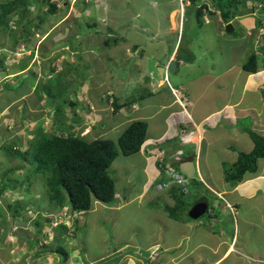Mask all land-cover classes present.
<instances>
[{
	"label": "rangeland",
	"instance_id": "374dc122",
	"mask_svg": "<svg viewBox=\"0 0 264 264\" xmlns=\"http://www.w3.org/2000/svg\"><path fill=\"white\" fill-rule=\"evenodd\" d=\"M223 1L220 0L218 3L217 0L218 6L223 4ZM31 2L28 14L24 17L21 13L15 17L11 16L9 22L11 28L0 33V65L1 61H5L7 69L4 71L0 68V149L6 142L14 145V150L25 153L32 147V142L35 141L38 133L59 134L60 132L55 130L60 119L76 136L86 138L88 141L96 139L117 141L130 123L126 119L131 120L134 117L145 119L144 121L149 125L150 138L157 139L165 130L172 129V138L157 142L154 144L155 148L165 150L173 146L183 153L195 156L199 171L195 181L189 180V187L194 197L185 198L184 217L187 218L201 195L209 200L211 207L198 220L186 219L188 223L201 224V227L195 230L194 238L204 237L209 241L207 232L221 231V224L215 223L213 217H210L212 211L216 212V217L221 219L220 222H224L225 232L233 234L235 216L226 212L228 203L220 198L215 189H219V186L224 184L225 170L237 161L239 154L250 153L254 149L253 139L247 133L251 126V131L264 134V126L258 128V125L264 124L262 121L264 113L256 114L259 117L256 125L253 114L239 116L237 126H228L224 122L225 133L217 131L216 135L209 136L210 141L202 142L199 138L198 144L193 142L183 144L176 135L180 130L178 131L177 126L169 127V123L163 119L167 111L160 109L161 105L171 100V96L165 93V88L158 87L159 92L153 97L150 93V89H153L149 85L150 79L146 81L145 77L154 70L155 79H158L160 74L158 68L154 67L155 62L158 60L164 62L175 42L177 46L180 45L178 44L180 25L187 21L181 46L188 52L187 55H191L194 59L183 69L181 76L170 75L171 83L178 85L183 82V88H180L184 89L185 96H190L189 105L198 101L194 100L196 96H200L201 99L213 96L216 84L219 85L225 80L231 81L237 74L239 66L248 60L246 55L252 52L254 39L258 38V41L262 42L259 43L261 49L264 43L260 31V28L264 30V0H237V3L235 0H227L225 12H231L233 31L226 29L227 24H224L218 15H214L213 21L209 23L202 21V24L195 22L194 13L187 18L188 11L194 12L201 4L193 3L184 13L181 0H78L76 2L52 0L61 8V11L54 14L49 12V5L41 7L35 0ZM208 9L216 12L210 6ZM217 11L222 12L220 7ZM38 15L47 16L41 27H37L40 24ZM29 18L33 20L29 23L30 34L28 37H22L20 27ZM162 26L167 30L170 26L171 31L176 30V33L171 32L172 35L169 33L167 42L165 39L167 32ZM148 27H152L154 31L152 36L150 34L153 31L148 30ZM158 28L156 36L155 31L157 32ZM141 39L149 44L143 45L144 54L140 51L141 46L137 49L138 52L133 49L142 44ZM158 39H162L160 43L162 45L158 44ZM190 42L193 45L191 51L187 47ZM155 44L159 48L150 46ZM23 48L26 50V55L22 53ZM13 51L21 55L17 56L12 53ZM263 53H259L260 68H264ZM112 63L115 64L113 73L112 69L110 70ZM54 65L58 70L53 73ZM25 66V72L21 75H13L9 72ZM232 66L234 69L230 70ZM59 72L64 73L60 75L63 79L57 77ZM16 75L18 76L15 77ZM195 78H198L196 81L203 86L213 79L216 80L206 91L199 88L194 96V92L187 91L186 88L190 80ZM260 78L264 80V75L256 77L255 84L259 86L253 87L258 92L262 85ZM58 83L72 85V91L70 93L62 90L56 95L60 99L75 101L78 105L70 107L69 103L64 104L62 100L57 107L59 113L51 114L54 109L45 105V101H48L45 93L47 90L44 91L43 88L45 86L57 91ZM168 89L171 92V88ZM262 90L263 92L260 93L249 92L250 95L245 98L244 106H252L258 111H264L261 101L264 99V89ZM23 96L25 98H22ZM130 98L140 101L137 112H133V103L126 104ZM18 99L20 101L16 102ZM114 99L117 100V105L120 103L127 105L126 114H122L124 111L118 114L114 112L112 108ZM154 101L156 104L152 107L151 102ZM12 102L14 103L11 104ZM189 105L187 110L191 111ZM91 106L95 108V114L87 110ZM213 110L207 108L208 112ZM192 111L195 119L198 120L196 111ZM246 112L247 110L240 113L246 114ZM185 116L188 119V116ZM191 129L194 133L198 131L194 127ZM87 132L90 134L87 135ZM159 156L160 160H163L166 154L161 152ZM175 156L176 154L173 157ZM177 157L182 156L177 155L172 163ZM205 159L208 170L203 165ZM23 163L27 169L22 167ZM144 164L139 154L124 156L120 153L110 168V174L116 183L117 197L121 200L115 205L94 202L91 210L74 216L67 212V208L57 207L55 205L57 201L50 199L44 175L30 172L31 166L29 168L28 163L15 156V153L9 154V151L0 150V186L9 184L4 194H0V264H65L67 261L62 263L61 255L51 252L58 247L72 251L71 254L74 256L69 257L71 261L69 264H75L79 249L85 257L87 254L91 257L104 255V259H107L113 257L111 255L121 247L127 246V252L130 251L129 249L137 250L139 253L147 252L149 256L152 249L148 251L147 247L156 243L158 239L162 242L167 236L174 235L177 240L183 233L184 220H174L167 215L164 204L174 207V201L168 199L165 191L157 189L159 184L168 183L171 176L177 174L174 171L176 165L173 166V170L168 169L169 165L166 163L154 162L152 167L155 171L158 170V175L155 181L151 182L149 174L143 170ZM260 165L261 163L259 168ZM205 171L213 174L214 179H210ZM235 196H230L229 199L232 201L236 199ZM65 198L67 203L66 194ZM14 204L21 205L19 207L21 213L17 218L13 217ZM47 216L53 218L52 224H45L44 220ZM252 216L256 223L252 230L258 232L254 235L255 238L252 233H247L249 239H253L250 242L254 251L257 254L261 252L264 254V240L261 239L264 232L262 220L264 213L256 214L252 211ZM74 219H77L75 225ZM38 220L42 222L41 230L37 224ZM62 222L69 229L61 235L57 226ZM184 229L188 230L186 227ZM31 240L37 242L33 247H29ZM232 249L234 251L233 247ZM158 257L159 255H156L154 264H158ZM259 257L264 259L263 255Z\"/></svg>",
	"mask_w": 264,
	"mask_h": 264
},
{
	"label": "crops",
	"instance_id": "0c3cea01",
	"mask_svg": "<svg viewBox=\"0 0 264 264\" xmlns=\"http://www.w3.org/2000/svg\"><path fill=\"white\" fill-rule=\"evenodd\" d=\"M169 33H170L169 31L166 33L167 39H169ZM157 34L158 33H156V36ZM161 41L162 39L158 41L159 45H162L160 44ZM175 44L173 45V50L169 53L167 59H165L164 62L159 61V60L156 61L154 67L158 68L160 65L167 66L170 63V61L173 59V54L175 52L174 51ZM153 47L159 48L157 44H155ZM182 60L184 61L185 64L181 63L182 65L178 66L177 72L173 74L174 76L176 75L181 76L183 69L189 64L188 62H186L185 58ZM229 69L232 70L234 69V67L232 66ZM262 75H264V68H260L257 74H248L245 71H243V68L240 65L237 74L231 81L225 80L222 83L220 82L219 85L216 84V88L213 90L214 91L213 96H207L206 98L202 97L204 99H201L200 96H196L194 100L196 101L198 100V101L197 102L195 101L196 103L192 105H189L190 96L184 95L185 94L184 89H182L183 82L178 83V85L173 84L171 83V77H169L170 84L175 89V93L177 94L180 93V94H178L176 98V96L171 94L168 88H165V93H168L171 96V100L164 103L160 107L161 110L167 111L163 119H165L166 122L169 123L170 128L175 127V126L178 127L177 129L178 131L179 130L180 131L176 135H178V137L181 139L183 144H188L191 142H193L194 144H198L199 138L202 140V142L210 141L209 136L216 135L217 131L218 133H225L224 126L226 125H224V122H226L228 126H232V127L233 125L237 126L238 124L237 120L239 116L243 117L245 115L253 114L254 124L256 125L258 123L257 120H259V117L257 115L259 114V112L264 113V111H258L252 106H244V105H245V98L248 97L247 95H250L249 92L251 93L258 92L253 87L259 86V85L256 86L255 79L256 77L258 78L262 77ZM151 76H155L154 70L152 72H149L148 76L145 77L146 81H148L149 80L148 78ZM197 79L195 78V79L190 80L186 88L187 91L191 90L192 92H194V96L197 94L196 91L199 88H202V90L206 91V89H209L208 87L212 86L211 83H215V80H216V79L215 80L213 79L208 84L203 86L198 81H196ZM263 81L264 80L260 78V83H262V85H260L261 89H263L264 87ZM150 82H149L150 83L149 85L151 88H153V89H150V93L152 94L153 97H155L154 94L159 92V90H157L158 87L160 89L164 88L163 81L160 79V76H159L158 79H156L155 81L150 79ZM154 88H156V90H154ZM232 90H234L233 93H232ZM260 92L261 91H259L258 93ZM22 98H25V96H23ZM183 100H185V103L181 102ZM18 101H20V99L16 100V102ZM261 101L263 105L262 107H264V99ZM13 103L14 102H12L11 104ZM155 104H156L155 101L151 102L152 107H154ZM188 105L191 106L192 110L196 111L195 113L198 118V120L195 119L192 110L191 111L187 110L188 115L191 117L190 118L191 121L194 122L193 126L191 124V121L189 119H186V116H185L186 113L183 111L185 106H187L188 108ZM126 107L127 105L123 107L122 109H120V111L116 112V114H118L119 112L122 113L123 111L124 112L122 114L123 115L124 113L126 114L125 112ZM209 107L211 108V110L213 109L214 110L211 112H208L207 108ZM112 108L114 109V107ZM132 109H133V112L138 111L139 101L133 102ZM87 110H89L90 113L93 114L95 108L91 106V108ZM246 110H247L246 114L240 113ZM123 117L125 118V116ZM137 120L144 121L145 119H140L139 117L138 118L134 117L131 120L126 119V121L130 123H132L133 121H137ZM113 121L114 120L112 119V123ZM262 121H264V119ZM234 122L235 124H232ZM263 126L264 124H262V126L258 125V128L263 127ZM192 127H194L198 131H195L194 133V130L191 129ZM250 129H252V126ZM171 131L172 129L165 130L162 133L161 137L157 139L150 138L149 137V125H148L146 141L142 146L141 152L137 153L142 157V159L145 162L143 166V170L146 174L147 173L149 174L151 182L155 181L158 175V170L155 171L152 165L154 164V162H157V161L160 162L159 155L161 152H164V155L171 153V151H174V154L176 155L182 154L181 150L175 149L173 146L171 147V149H165V150H163L162 148L160 149L155 148L156 146L154 144H156L157 142H162L163 139L166 140L167 138L168 139L172 138ZM260 135L264 137V134L263 135L260 134ZM169 157L171 158L169 162L172 168L174 165H176V170L178 171L182 165L187 164L186 162L196 161V160L195 161L190 160V158L195 157V156H191L190 154H186V153L182 155V158L180 159V161L176 160V161H173V163H172V160L174 159V157L173 156H169ZM138 163H141V162H138ZM260 163H261L260 165L261 167L258 169V172L256 173L255 176H252V174H249L245 177L244 181H242L241 183L235 186H232L229 183H226L224 181V184L221 187L219 186V189H215V191L219 194L220 198L223 200L225 199V201L230 205L229 207V205L227 204V209H225L226 212L227 213L230 212L235 216V224H234L235 230L233 234L230 235L229 232H225V227H223L224 222L223 221L220 222L221 219H218V217H216V212L212 211L210 213V217L211 218L213 217L212 220L215 223L221 224L220 227L222 228L220 229L221 230L220 232H218V230L214 232L213 231L207 232L208 234L206 235L209 236V241L205 239L204 237H201L199 239L194 238L195 230L201 227L200 223L196 222L195 224H192V223L186 222L185 225H183V233L182 235H179V238L177 240H175L174 235H172L170 237L167 236V238L165 237L166 240L162 242L158 239L157 242L155 241L156 243L149 245L147 247L148 251L152 249V252L150 253L149 256H147L146 254L147 252L139 253V251L137 250L129 249L130 251L127 252L128 250L127 246L125 248L121 247L119 251L118 250L115 251L114 254L112 255L110 254L113 257H110L107 259H104V255H100L97 257H91L87 254V257H85L81 254L82 250L79 249L78 256L75 260L76 261L75 264H104V262L105 264H154L156 255H159V257L157 258L158 264H264V259L259 257L260 255L264 256V254H262L263 252H261L260 254H257L254 251L253 246H252L253 244L251 245V242L253 241V239L250 240L249 235L247 233V232L252 233L253 238H255L254 235H256L258 232V231L255 232L254 230H252L256 226V223L253 220L254 217L252 216V211L256 212V214L264 213V159H262L259 162V164ZM203 165L206 170L209 169L208 164H207V159H205ZM198 171L199 169L197 166V172ZM200 171L203 176L201 167H200ZM205 173L210 179H214L213 174L208 173L207 171H205ZM195 177H196V174H195ZM171 189L172 188H168L165 190L166 192L165 195H167L168 199L171 198V193H170ZM233 195H236L235 196L236 199L231 201L229 197ZM201 196L205 197L204 195H201ZM121 205L123 206V204ZM65 208H67L66 210L67 212H69L68 207H65ZM66 215H68V213H66ZM74 216H76V214ZM76 220L77 219H74L75 221L74 225L76 224ZM262 220L264 223V216H262ZM184 227H186L188 230L184 229ZM262 234L263 235L261 239L264 240V232ZM240 238H242L241 241H240ZM232 247L234 248V251ZM205 250L208 252H205ZM71 252L72 251L69 252V257L74 256L71 254ZM159 253H162V254H159ZM70 262L71 261L69 260V258L66 263L63 262L62 260V263H65V264H69Z\"/></svg>",
	"mask_w": 264,
	"mask_h": 264
},
{
	"label": "trees",
	"instance_id": "16d2710c",
	"mask_svg": "<svg viewBox=\"0 0 264 264\" xmlns=\"http://www.w3.org/2000/svg\"><path fill=\"white\" fill-rule=\"evenodd\" d=\"M35 1L41 7L49 5V12L51 14L61 11V8L56 5L57 2L53 3L52 0ZM226 1L227 0L223 1V4L218 6L222 11L221 16L223 22L225 23L231 20V12H225ZM235 1L237 3V0ZM191 2L197 3V0H191ZM31 3V0H0V33H3L7 29L11 28V25L9 24L11 16L15 17L20 13L23 17L27 15ZM202 14V8L196 10V17L197 20H199L198 24H202ZM210 14L213 15L212 12H210ZM38 17L40 24H38L37 27H41V24L47 19V16L38 15ZM32 22L33 20L29 18L28 21L21 25L20 35L22 37L29 36V23ZM151 28L152 27H148L147 29L152 30ZM153 34L154 31L152 34H150V36H152ZM120 38L124 39L123 37ZM141 43L142 44H139L133 48L135 52L137 49H139V46H141L140 51L142 53H145L143 45L149 44L147 42L144 43L142 39ZM191 43L192 42L187 45L190 51L193 50V45H191ZM150 46H152L153 48L154 45ZM262 46L264 49V45ZM171 49L173 50V47ZM263 49L258 48V51L264 52L261 51ZM178 51V59L185 58L186 62H193L191 55H187L188 52H186L183 46H180ZM12 53L15 54L14 51ZM258 56L259 55H256L255 52L252 54L250 53V57L248 58V60L243 63V71L248 74H257L261 66V63L259 64V60L261 57ZM26 66L15 71L9 70V72H12L11 74L19 73L25 70ZM55 66L56 65H54V68L52 69L53 73L58 70V68ZM0 68L1 70L4 69V71H7L5 67V61H1ZM110 70L112 73L115 72L114 63L111 64ZM60 75H64V73L59 72V74H57L58 78L63 79V76L60 77ZM66 76L67 73L65 74V77ZM58 86L59 88L57 91H52L51 88H45V86L43 88L44 91L47 90L45 93L47 94L46 97L48 101H45V105H49V107H53L54 109L51 114L59 113V108L57 107L58 103H60V101L62 100H64V104L69 103L70 107L78 105V103H76L75 101H71L67 98L60 99L58 95H56L62 90H67L71 93L72 85H61L58 83ZM260 91L263 92L262 89ZM135 101L137 100L130 98V101L126 102V104L129 105L130 103H133ZM117 104V100H114V112H118L120 111V109L126 106L125 103H120V105ZM61 105L63 106L62 103ZM61 120L62 119H60V121ZM75 120L80 119L75 118ZM60 121L57 122V128L55 130L60 132L59 134L43 132L38 133L36 135L35 141L32 142V147L25 153L14 150V145L7 144L6 142L3 144L0 150H4L6 152L9 151V154L15 153V156L21 158L23 162L28 163L29 168L31 166L30 169L32 170L30 172L34 174L36 173L44 175V178H46V186L47 188H49L48 192L50 199L52 201H57V203L55 204L57 207L60 206L62 209L68 207L69 214L75 215L80 212L89 211L93 207L94 202H100L107 205L117 204V201L119 202V197H117V187L114 178L110 174V168L120 153L124 156H132L141 151L142 146L147 138V122L143 120L133 121L124 129L117 141L109 139H96L93 141H88L86 138L76 136L71 130H69L68 127H66V123L64 124V122ZM248 133L250 134L255 144L254 149L250 153L241 152L237 161L234 162L229 167V169L225 170V182L229 183L232 186H235L244 181L247 175L256 174L259 169V162L264 159V137L256 132L251 131L250 129L248 130ZM7 145H10V147ZM117 147L119 148V150ZM22 167H24V169H27V166H25L24 163L22 164ZM193 181H195V179H193ZM8 185L9 184H4L0 186L1 195L4 194L5 189L8 187ZM189 186L190 185L188 184L187 191L177 187H173L170 190V193L171 198L174 201V207H170L168 204H164V211L167 213V215H169L170 218L174 220H184V223L188 222L186 220L187 218H191L190 213L187 218L184 217V207L186 205L185 198L194 197ZM65 194L68 198L67 203H65ZM199 199L209 201L206 197L203 196H199ZM20 206V204L13 205V207L15 208L13 211L14 218H17L20 215ZM52 219V217L47 216V218L44 220L45 224H52L54 222L52 221ZM37 224L39 225V230H41L43 228L41 220H38ZM57 227V230L60 229L61 235L62 233L68 232V228L64 223H60ZM55 238L58 239L57 237ZM36 243L37 242L31 240L29 247L35 246ZM51 252L61 255L63 258V262L67 261L69 258V252L63 247L54 248ZM82 253L83 252L81 251V254Z\"/></svg>",
	"mask_w": 264,
	"mask_h": 264
},
{
	"label": "clouds",
	"instance_id": "9594fccd",
	"mask_svg": "<svg viewBox=\"0 0 264 264\" xmlns=\"http://www.w3.org/2000/svg\"><path fill=\"white\" fill-rule=\"evenodd\" d=\"M70 1H72V2H76V1H78V0H70ZM219 1L220 0H218V3H219ZM251 2V1H250ZM197 3H199V4H201L200 6H198L197 7V9H199V8H202L203 9V14H202V21H204L205 23H209V22H211V21H213V19L215 18L214 17V15H218L219 17H220V19H221V21L223 22V19H222V16H221V14L222 13H218V4H217V0H197ZM180 4H181V6H182V11L184 12V13H186V9L187 8H190L192 5H193V3L191 2V0H181V2H180ZM209 6L211 7V8H214V10H216V12H212V11H210L208 8H209ZM195 9V8H194ZM197 9H195V11L193 12V11H191V10H189V13H188V15H191L192 13H194L193 15H195L196 16V10ZM210 12H212L213 13V15H211L210 14ZM187 14H186V16H187V18L189 17ZM194 17V16H193ZM195 18V22L196 23H199V20H197V17H194ZM245 19H250V18H245ZM168 21V20H167ZM207 21V22H206ZM233 20H230L229 22H227V23H225V22H223L224 24H231L232 25V22ZM235 21V20H234ZM216 22H217V20H216ZM186 23H187V21L186 22H184V23H182L181 25H180V31H179V33H178V35L180 34V37L178 38V39H180V43H178V44H180L179 46H177L176 44H175V48H176V50H175V48H174V54H173V59L170 61V62H172V61H174V62H176V64H177V70H178V66H180V65H182V64H185L184 63V61L181 59V58H179L178 59V53H179V47L181 46V41H182V37H183V33H184V28H185V26H186ZM170 25V24H169ZM233 26V25H232ZM163 27V26H162ZM164 28V30L166 31V32H170V34L172 35L173 33H171V32H174V33H176V30L175 31H171V26L168 28L169 30H167V28L166 27H163ZM166 28V29H165ZM158 31H159V28H158V30H157V32L155 31V33H158ZM260 31H261V33H262V37H264V30L262 29V28H260ZM166 39V42L168 41V39L167 38H165ZM159 40H161V39H158V41ZM178 41V40H177ZM255 42H256V44H255ZM259 43H262V42H259L258 41V38H256V39H254V47H253V49H252V52H250L251 54L252 53H258V55L259 56H261L259 53H261L260 51H258V48L260 47L259 46ZM262 45H264V43L262 44ZM261 45V48L263 49V46ZM255 50H257V51H255ZM22 51V50H21ZM261 51H264V49L263 50H261ZM22 53H24V55H26V50H24V48H23V51H22ZM250 53L249 54H247L246 56L249 58L250 57ZM17 56H20L21 54H19V53H15ZM144 54V53H143ZM23 55V56H24ZM263 55H264V53H263ZM22 57V56H21ZM20 57V58H21ZM19 58V57H18ZM182 63V64H181ZM169 65V64H168ZM168 65L166 66V65H160V66H162V67H165L166 68V70H165V72H164V75H163V78H161L160 77V79L163 81V85H164V88H171V93H173L174 94V96H176V98H177V96H178V94L177 93H175V89L171 86V84H170V80H169V77H171L170 75L171 74H175L176 72H177V70H176V72L175 73H170L169 71H168V69H167V67H168ZM159 66V67H160ZM242 66V68H243V64L241 65ZM26 69V68H25ZM25 72V70H23V71H21V72H19V73H15V74H18V75H21L22 73H24ZM15 74H13V75H15ZM18 75H16L15 77H17ZM148 79H151V80H156L155 79V76H151V77H149ZM263 89H264V87H263ZM183 98H185V97H183ZM182 103H185V100H183V101H181ZM185 113H186V115L188 116V119L191 121V117L188 115V113H187V106H185L184 107V110H183ZM185 124H187V123H185ZM191 124H192V126H193V124H194V122L193 121H191ZM195 127V126H194ZM193 128V127H192ZM87 129V127L85 126V130ZM87 135H89L90 134V132H87L86 133ZM184 153L182 152V154H179V155H183ZM178 155V154H177ZM176 155V156H177ZM169 156H174V151H171V153H169V154H166V156L165 157H167V158H165L164 157V159L163 160H160V162L162 163V164H167V165H169V167H168V169H173L172 168V166H171V164H170V162H169V160H171V158L169 157ZM175 156V157H176ZM174 157V158H175ZM182 158V157H181ZM181 158H179V157H177L176 159H175V161L177 160V161H180V159ZM195 157H192L191 159L192 160H194L195 161V159H194ZM194 164H195V174L197 175V164H196V161L195 162H193ZM174 170V169H173ZM174 171H176L177 172V175H180V176H182L184 179H186V180H188V184H189V180H193V179H195V176H194V178H188L187 176H185L184 174H182L181 172H180V170L178 171V170H174ZM172 179H173V177L171 176V179H169V182H171L172 181ZM168 182V183H169ZM168 183H163L162 185H166V184H168ZM159 185H161V184H159ZM158 185V186H159ZM173 187H177V188H180V187H178V186H176V185H169L168 187H163L162 189H158V187H157V189L159 190V191H165L166 189H168V188H173ZM181 189V188H180ZM199 201V200H198ZM230 207V206H229ZM209 210V209H208ZM81 213V212H80ZM78 214V213H77Z\"/></svg>",
	"mask_w": 264,
	"mask_h": 264
},
{
	"label": "water",
	"instance_id": "95a60500",
	"mask_svg": "<svg viewBox=\"0 0 264 264\" xmlns=\"http://www.w3.org/2000/svg\"><path fill=\"white\" fill-rule=\"evenodd\" d=\"M226 29L228 31L234 30V28L231 24H228L226 26ZM167 69L170 73H175L177 70L176 62H174V61L170 62ZM165 70H166L165 67H162V66L158 67V72H159L161 78H163ZM190 160H192V159L190 158ZM186 163L187 164H184L180 167V169H179L180 172L182 174H184L185 176H187L188 178H194V176H195V165H194L193 161H189ZM208 209H209V201L199 200L193 205V207L190 211V216L192 219L198 220L207 213Z\"/></svg>",
	"mask_w": 264,
	"mask_h": 264
},
{
	"label": "built area",
	"instance_id": "2783aa9c",
	"mask_svg": "<svg viewBox=\"0 0 264 264\" xmlns=\"http://www.w3.org/2000/svg\"><path fill=\"white\" fill-rule=\"evenodd\" d=\"M173 179L171 182H169L166 185H160L158 186V189H162L163 187H168L169 185H176L180 187L182 190L187 191V185H188V180L184 179L182 176L173 174Z\"/></svg>",
	"mask_w": 264,
	"mask_h": 264
}]
</instances>
